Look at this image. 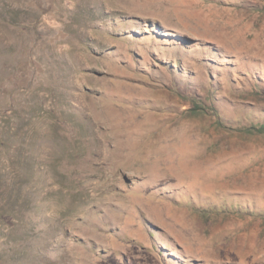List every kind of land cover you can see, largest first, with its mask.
Returning <instances> with one entry per match:
<instances>
[{
	"label": "rangeland",
	"instance_id": "374dc122",
	"mask_svg": "<svg viewBox=\"0 0 264 264\" xmlns=\"http://www.w3.org/2000/svg\"><path fill=\"white\" fill-rule=\"evenodd\" d=\"M0 10V264H264V0Z\"/></svg>",
	"mask_w": 264,
	"mask_h": 264
},
{
	"label": "trees",
	"instance_id": "16d2710c",
	"mask_svg": "<svg viewBox=\"0 0 264 264\" xmlns=\"http://www.w3.org/2000/svg\"><path fill=\"white\" fill-rule=\"evenodd\" d=\"M37 6L41 9H43L44 7L42 6L41 3L37 2ZM48 7H46L45 9H43V12L42 13H50V11H48L49 9H47ZM0 24L3 25V27L5 28H9V27H12L13 23L10 21V19L7 17V14H3L2 11L0 10ZM18 68L20 71L25 70V65H23L22 62H19L18 64ZM23 70V71H24ZM200 107L199 106H195V109H199ZM252 128H254L256 130V132L258 133H262L264 134V124L260 125H253Z\"/></svg>",
	"mask_w": 264,
	"mask_h": 264
}]
</instances>
